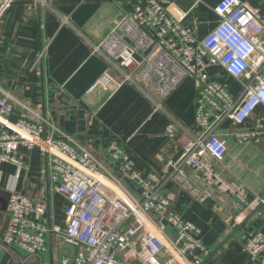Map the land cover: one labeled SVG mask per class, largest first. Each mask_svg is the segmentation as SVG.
Returning a JSON list of instances; mask_svg holds the SVG:
<instances>
[{"label": "built area", "instance_id": "2783aa9c", "mask_svg": "<svg viewBox=\"0 0 264 264\" xmlns=\"http://www.w3.org/2000/svg\"><path fill=\"white\" fill-rule=\"evenodd\" d=\"M16 1L0 0V27L5 12ZM32 1L44 7L53 2ZM212 10L218 22L199 38L193 26L184 24L187 12L174 4L161 0L132 4L103 40L91 43V52L102 55L107 66L87 92L129 82L153 100L172 94L184 79L194 78L197 131L177 159L165 160L164 172L171 169L182 174L185 165L200 171L207 184L217 182L241 197L243 184L224 179L207 157L223 160L226 143L215 130L227 119L234 124L252 119L248 129L234 132L238 143L264 140V16L249 0H220ZM211 66L240 81V92L233 94L225 83L212 78L208 74ZM15 107L38 117L23 101L8 93L0 96V162L21 169L20 147H37L49 154V178L67 205L63 223L50 225L43 204L10 191L0 250L13 253L11 247L16 245L27 252L19 264H30L28 258L43 264L41 256L48 244L55 246L63 240L75 252L61 254L62 264H200L207 249L198 227L171 206V194L162 189L165 174L142 173L126 147L114 139L105 144L103 153L116 165L115 173L58 127L51 125L52 132L46 133L49 123L45 117L32 120L22 113L10 121ZM156 158L165 159L161 152ZM123 178L134 191L123 185ZM263 205L264 197L256 194L247 203L244 216ZM246 238L247 257L264 264V233L251 232Z\"/></svg>", "mask_w": 264, "mask_h": 264}, {"label": "crops", "instance_id": "0c3cea01", "mask_svg": "<svg viewBox=\"0 0 264 264\" xmlns=\"http://www.w3.org/2000/svg\"><path fill=\"white\" fill-rule=\"evenodd\" d=\"M140 0H53L50 7L32 0H18L7 9L0 27V96L8 93L23 101L38 117L15 107L9 120L25 113L32 120L45 117L78 140L108 169L117 167L103 153L109 140H118L133 156L143 173L165 174L164 192L171 194V206L182 217L196 225L198 236L207 252L200 264H258L245 254L243 245L251 232L264 233V205L253 211L247 221L216 251L230 233L247 217L243 211L257 194L264 197V140L260 143H238L233 135L248 129L252 119L234 124L227 119L215 130L226 143L221 162L207 160L226 180L243 184L241 197L225 191L217 182L207 184L200 171L182 166V174L164 172L167 158L177 159L182 148L197 131L194 120L197 84L194 78L184 79L166 97L151 100L135 85L124 82L119 87L94 88L90 83L107 66L102 55L91 52V43L105 38L110 29ZM185 10L184 24L193 26L199 38L218 22L213 7L220 0H161ZM264 16V0H249ZM63 18L66 21H63ZM42 53L41 57L39 56ZM208 74L225 83L233 94L241 90L240 81L227 75L218 66L209 67ZM23 167L0 162V235L6 223V204L10 191L25 194L44 205L45 221L62 224L67 200L56 192L48 170L49 154L39 148L26 150ZM162 153L164 160L156 154ZM123 185L134 191L133 185L122 179ZM169 233L174 234L168 227ZM49 236L47 235V243ZM63 240L48 244L42 254L43 264H62L60 249ZM13 253L0 250V264H19L27 252L12 245ZM60 252H62L60 254ZM213 252V254H212ZM212 254V255H210ZM30 264L36 261L28 258Z\"/></svg>", "mask_w": 264, "mask_h": 264}, {"label": "water", "instance_id": "95a60500", "mask_svg": "<svg viewBox=\"0 0 264 264\" xmlns=\"http://www.w3.org/2000/svg\"><path fill=\"white\" fill-rule=\"evenodd\" d=\"M252 213H249L248 215H247V217L244 219V222L242 223V224H240V225H238L231 233H230V235L223 241V242H221L214 250H213V252L214 251H216L221 245H223L227 240H228V238H230V236L231 235H233V233L236 231V230H238L240 227H241V225H243L246 221H247V219L249 218V216L251 215ZM64 248H66V249H68L69 250V253H70V255H72V254H74V252H75V247L73 246V245H71V244H69V243H65V242H62V244H61V247H60V249H61V251L64 249ZM213 252H212V254H213ZM62 252H60V254H61ZM212 254H210V255H212ZM67 264H71L70 262H68Z\"/></svg>", "mask_w": 264, "mask_h": 264}]
</instances>
